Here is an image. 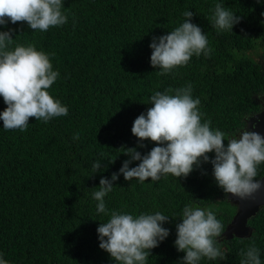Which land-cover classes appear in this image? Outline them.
Instances as JSON below:
<instances>
[{"label":"trees","instance_id":"trees-1","mask_svg":"<svg viewBox=\"0 0 264 264\" xmlns=\"http://www.w3.org/2000/svg\"><path fill=\"white\" fill-rule=\"evenodd\" d=\"M217 3L241 16L231 31L213 26ZM63 7L67 23L47 31H33L26 22L0 27L13 31L10 48L32 44L49 54L59 77L48 91L68 108L66 116L47 123L29 118L23 132L4 130L0 121V254L8 264H115L99 248L96 229L110 215L97 212L93 193L101 178L110 179L129 159L122 147L145 155L156 146L131 133L155 92L190 84L202 122L210 121L226 138L238 137L245 118L262 110L264 0H63ZM185 11L194 13L191 22L212 52L158 75L149 45L180 26ZM5 107L0 97V112ZM76 133L79 139L73 140ZM207 155L214 159V153ZM96 161L101 169L95 173ZM262 177L264 163L257 179ZM104 201L109 214L160 212L170 218L162 225L169 235L150 250L146 264H180L184 253L174 242L185 205L213 211L224 225L218 240L227 258H202L199 264H240L241 250L253 242L264 264V206L247 221L249 237L225 236L236 207L217 186L210 162L187 177L140 182L120 175Z\"/></svg>","mask_w":264,"mask_h":264},{"label":"clouds","instance_id":"clouds-1","mask_svg":"<svg viewBox=\"0 0 264 264\" xmlns=\"http://www.w3.org/2000/svg\"><path fill=\"white\" fill-rule=\"evenodd\" d=\"M62 9L63 0H0V27L9 22H26L33 31H47L67 23L68 17ZM193 15L192 11H185L180 26L152 38L150 64L159 70L158 75H167L185 66L193 56H208L212 52L207 36L191 22ZM211 19L218 30L231 31L241 22V16L221 3L215 5ZM12 35L11 29L0 32V97L6 105L0 112V121L4 130L23 132L29 126V118L47 123L55 117L66 116L68 108L48 91L59 77L49 54L38 51L32 44L10 48L14 42ZM150 104L152 107L134 120L131 133L138 141L148 140L156 146L145 155L136 148L122 147L129 159L110 179L101 178L98 190L93 193L97 212L110 215L96 229L99 248L115 264H146L150 250L169 235V230L162 225L170 219L160 212L135 217L116 211L109 214L104 197L112 191L120 175L125 181L140 182L158 181L168 174L187 177L194 167L210 162L217 186L228 196L243 201L264 191V180L257 179L258 167L264 163V136L248 131L246 126L238 132V137L236 134L226 138L224 132L213 130L210 121L202 122L200 100L193 98L190 84L157 91L151 95ZM78 139L79 133L74 134L73 140ZM208 153L215 154L211 161ZM136 161L138 165L130 168ZM92 167L96 173L101 169V162H94ZM223 234L224 225L213 211L185 205L182 218L176 224L174 242L177 251L184 253L180 264H199L202 258L225 260L227 249L218 240ZM240 254V264H261L260 251L254 242ZM0 264H8L2 254Z\"/></svg>","mask_w":264,"mask_h":264},{"label":"water","instance_id":"water-1","mask_svg":"<svg viewBox=\"0 0 264 264\" xmlns=\"http://www.w3.org/2000/svg\"><path fill=\"white\" fill-rule=\"evenodd\" d=\"M260 99L262 102V110L257 114L245 118V126L248 131H255L264 136V96ZM261 180H264V177ZM228 201L236 207V214L227 226L225 236L228 238L233 236L237 238L249 237L251 229L247 226V221L254 217L259 209L264 206V191L255 194L251 199L243 201L229 195Z\"/></svg>","mask_w":264,"mask_h":264},{"label":"flooded vegetation","instance_id":"flooded-vegetation-1","mask_svg":"<svg viewBox=\"0 0 264 264\" xmlns=\"http://www.w3.org/2000/svg\"><path fill=\"white\" fill-rule=\"evenodd\" d=\"M247 117H248V116H247ZM247 117H246V118H247ZM238 135H239V133H238Z\"/></svg>","mask_w":264,"mask_h":264}]
</instances>
